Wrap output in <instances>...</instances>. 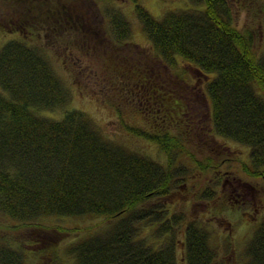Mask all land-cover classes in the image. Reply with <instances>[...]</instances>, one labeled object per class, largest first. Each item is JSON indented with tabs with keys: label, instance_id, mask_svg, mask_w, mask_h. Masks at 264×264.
Returning <instances> with one entry per match:
<instances>
[{
	"label": "trees",
	"instance_id": "1",
	"mask_svg": "<svg viewBox=\"0 0 264 264\" xmlns=\"http://www.w3.org/2000/svg\"><path fill=\"white\" fill-rule=\"evenodd\" d=\"M1 1L8 15L0 31L20 36L0 47V209L21 222L45 215L113 219L70 247L73 264H176L172 237L147 236L156 222L164 225L156 227L159 234L171 235L174 227V218L154 212L151 200L168 191L177 151L194 141L197 128L211 139L218 135L248 146L243 169L264 181V48L256 50L253 33L234 26L227 0H188L160 17L132 0L147 46L133 41L130 21L109 0L106 26L95 19L101 13L95 0ZM257 14L258 34L264 31V4ZM38 35L53 36L59 47L93 60L100 93H91L82 75L78 87L99 104L123 85L147 125L125 121L118 108L122 127L156 142L166 162L105 138L84 110L69 108L59 118L37 113L70 101ZM203 97L208 110L200 124L189 113ZM218 147L217 154H226V146ZM186 229L187 264H221L206 232L194 224ZM8 250L3 264H23L18 250ZM246 252L245 264H264V219Z\"/></svg>",
	"mask_w": 264,
	"mask_h": 264
},
{
	"label": "rangeland",
	"instance_id": "2",
	"mask_svg": "<svg viewBox=\"0 0 264 264\" xmlns=\"http://www.w3.org/2000/svg\"><path fill=\"white\" fill-rule=\"evenodd\" d=\"M95 1L101 8L100 15L95 9V19L98 24L106 26L107 17L103 14L105 0ZM110 1L111 5L119 6L130 21L133 41L140 46H147L145 34L136 18L133 1ZM138 1L155 17H160L167 9L188 5V0ZM227 1L232 9L234 26L242 32L253 33L255 49H263L264 31L257 34L256 30L259 27L257 7L264 4V0ZM4 5L0 0V21L8 15V9ZM19 36L18 32L0 31V47L7 40ZM38 40L42 42V54L69 89L70 101L65 106L40 110L37 113L59 118L69 108L84 110L94 119L105 138L162 163L166 162L165 155L156 142L133 135L122 127L118 108L121 109L125 121L138 126L147 125L143 116L134 110V102L130 101L129 97L125 98L127 95L123 85V90L110 91L108 95L111 97L105 99L102 105L99 104L92 95L89 96L78 87V80L82 75L84 81L92 88L89 89L90 92L95 95L100 93L99 83L94 80L93 60L68 45L59 47L53 36L38 35ZM111 40L109 45H112ZM65 57L71 62H66ZM157 68L160 69L159 72L173 76L161 66L158 65L155 69ZM74 69H77V79ZM188 81L194 83L193 75ZM201 83L202 81L198 84L204 89ZM205 109L208 110V100L203 97L202 102L199 100L198 104L192 105L189 114L201 124L204 123L202 111ZM202 129L201 127L194 130V141H185L177 151L173 168L175 175L168 191L151 200L154 212L167 213V216L174 218L172 236L159 234L156 227H163L161 222L152 225L150 231L153 236L151 233L147 236L155 241L172 237L176 244V264H187L186 227L194 224L206 232L208 245L221 264H245L248 241L258 223L264 219V181L260 176H252L243 169V162L250 160L248 146L218 135L214 137L215 142L208 132L205 133ZM218 144L227 147L223 149L227 150L226 154L222 151H219L220 154L216 153L215 150H220ZM207 163L209 166H206ZM113 221L89 215H45L30 222H21L0 209V264H3L2 258L10 253L8 249L18 250L22 255L23 264H73L75 256L70 247L106 228ZM145 232L142 231V235Z\"/></svg>",
	"mask_w": 264,
	"mask_h": 264
}]
</instances>
